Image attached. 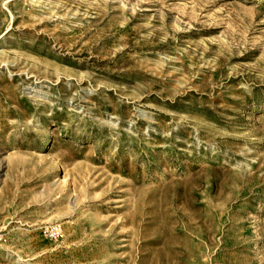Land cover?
Wrapping results in <instances>:
<instances>
[{
    "label": "rangeland",
    "instance_id": "374dc122",
    "mask_svg": "<svg viewBox=\"0 0 264 264\" xmlns=\"http://www.w3.org/2000/svg\"><path fill=\"white\" fill-rule=\"evenodd\" d=\"M0 264H264V0H0Z\"/></svg>",
    "mask_w": 264,
    "mask_h": 264
}]
</instances>
